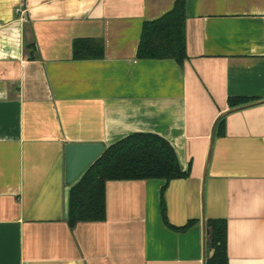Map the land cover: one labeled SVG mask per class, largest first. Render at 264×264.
Masks as SVG:
<instances>
[{
	"label": "crops",
	"instance_id": "0c3cea01",
	"mask_svg": "<svg viewBox=\"0 0 264 264\" xmlns=\"http://www.w3.org/2000/svg\"><path fill=\"white\" fill-rule=\"evenodd\" d=\"M176 1L0 0V264H207L209 220L228 264H264V0H186L183 63L139 58ZM135 133L188 176L108 181L72 224L66 145Z\"/></svg>",
	"mask_w": 264,
	"mask_h": 264
},
{
	"label": "trees",
	"instance_id": "16d2710c",
	"mask_svg": "<svg viewBox=\"0 0 264 264\" xmlns=\"http://www.w3.org/2000/svg\"><path fill=\"white\" fill-rule=\"evenodd\" d=\"M186 0H177L174 8L161 18L146 22L138 50L139 58L186 59ZM103 46L88 40L74 44L78 59L98 58ZM245 100H236L242 104ZM189 172L181 168L174 147L163 137L135 133L105 148L101 155L73 184L69 196V221L103 220L105 218V185L112 180H148L185 178ZM207 264H228L225 225L209 220Z\"/></svg>",
	"mask_w": 264,
	"mask_h": 264
},
{
	"label": "water",
	"instance_id": "95a60500",
	"mask_svg": "<svg viewBox=\"0 0 264 264\" xmlns=\"http://www.w3.org/2000/svg\"><path fill=\"white\" fill-rule=\"evenodd\" d=\"M103 143H68L66 145V183L74 184L105 150Z\"/></svg>",
	"mask_w": 264,
	"mask_h": 264
}]
</instances>
